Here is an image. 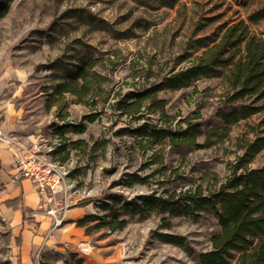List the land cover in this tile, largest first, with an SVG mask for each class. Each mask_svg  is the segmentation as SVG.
Returning a JSON list of instances; mask_svg holds the SVG:
<instances>
[{"label":"rangeland","instance_id":"obj_1","mask_svg":"<svg viewBox=\"0 0 264 264\" xmlns=\"http://www.w3.org/2000/svg\"><path fill=\"white\" fill-rule=\"evenodd\" d=\"M0 3L8 7L0 18V130L25 146L43 144L52 160L64 165V190L54 198L59 211L72 210V219L57 228L56 242L35 251L36 264H76L70 253L82 264H196L195 255L161 242L155 233L182 236L195 254L208 251L220 230L212 212L203 211L194 221L157 212L140 215L132 213L130 205L138 197H165L188 188L199 187L205 195L213 192L240 154L239 144L254 134L264 135L262 115L231 125L222 139L216 136L222 128L217 114L229 108L221 78L157 93L164 101L162 109L143 103L141 113L128 114L118 102L188 65L198 53L192 39L215 30L217 22L203 24L226 12L225 3L181 0L172 9L158 10L133 0ZM78 10L104 21L107 30L80 25L71 17ZM113 30L135 35L115 39ZM85 58H92L94 67L80 102L57 88L64 70ZM144 123L173 134L186 124H197L204 136L196 143L203 147L184 139L175 141L176 147L169 141L153 145L131 134ZM263 165L264 150L249 167ZM121 221L122 229L109 227ZM60 232L64 239L59 240ZM0 264H17L14 234L1 217Z\"/></svg>","mask_w":264,"mask_h":264},{"label":"trees","instance_id":"obj_2","mask_svg":"<svg viewBox=\"0 0 264 264\" xmlns=\"http://www.w3.org/2000/svg\"><path fill=\"white\" fill-rule=\"evenodd\" d=\"M133 1L142 7L158 10L163 7L172 9L181 0ZM221 1L225 3L226 12L205 19L207 22L203 27L214 22L218 25L215 30L192 39V49L198 53L182 58L183 61L192 56L188 65L170 72L151 87L120 100L118 103L129 110L126 113H141L143 103L162 109L164 101L156 98L157 93L187 88L201 79L221 78L227 88L226 105L229 108L218 112L222 128L220 133L216 130L215 135L222 139L231 125L257 115H262L260 123L264 126V0ZM7 11L8 7L0 3V18ZM227 12L232 15L225 16ZM71 17H76L80 25L90 31L107 30L106 23L89 12L78 10ZM142 27L143 31L148 30V26ZM111 35L115 39H128L135 34L129 30H113ZM93 67L92 58L69 66L63 72L57 91L68 92L81 102L88 93L89 71ZM131 134L146 138L153 145L169 141L176 147L178 144L175 141L184 139L189 145L203 147L196 143L197 138L204 136L197 124H186L185 128L173 134L170 130L144 123ZM237 150L240 154L228 166L227 177L213 192L205 195L196 187L165 197H138L130 205L132 213L144 215L157 212L196 221L201 212L210 211L216 217L220 230L211 238L208 251L195 254L182 236L156 232L155 237L163 243L181 247L189 256L195 255L196 264H264V165L249 167L264 150V135L254 134L251 139L239 144ZM124 226L125 221L119 222V226L109 223L111 229H122ZM168 226L165 224L164 227ZM68 257L75 258L76 264H82V259L76 258V254L70 253Z\"/></svg>","mask_w":264,"mask_h":264},{"label":"crops","instance_id":"obj_3","mask_svg":"<svg viewBox=\"0 0 264 264\" xmlns=\"http://www.w3.org/2000/svg\"><path fill=\"white\" fill-rule=\"evenodd\" d=\"M15 163L10 149L0 144V217L14 234L16 263L36 264L35 251L51 247L58 230L51 229L52 220L46 215L52 203L39 196L32 180L16 177ZM71 211L67 210L65 221L72 219ZM64 238L60 232L59 240Z\"/></svg>","mask_w":264,"mask_h":264},{"label":"built area","instance_id":"obj_4","mask_svg":"<svg viewBox=\"0 0 264 264\" xmlns=\"http://www.w3.org/2000/svg\"><path fill=\"white\" fill-rule=\"evenodd\" d=\"M0 144L7 146L15 158L16 177L32 180L39 196L48 204L52 203L46 214L52 220L51 229L59 228L64 222L65 212L61 207L60 211L57 209L61 205L54 201V196L64 190V165L54 162L45 146L39 142L25 146L0 130Z\"/></svg>","mask_w":264,"mask_h":264}]
</instances>
